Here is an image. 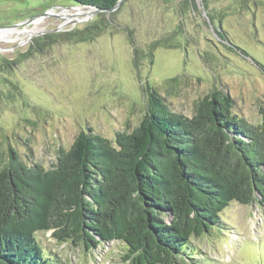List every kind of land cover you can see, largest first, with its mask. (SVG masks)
Wrapping results in <instances>:
<instances>
[{
    "label": "rangeland",
    "instance_id": "1",
    "mask_svg": "<svg viewBox=\"0 0 264 264\" xmlns=\"http://www.w3.org/2000/svg\"><path fill=\"white\" fill-rule=\"evenodd\" d=\"M99 13L67 0H0V33L9 28L0 60L15 64L4 77L19 94L0 95L2 162L13 148L25 164L50 169L80 132L110 141L131 133L145 115L147 87L186 117L219 89L232 98L234 114L261 123L264 0H123L99 36L66 39ZM219 218L220 228L189 243L185 263L264 264V206L233 202ZM36 238L54 264H124L120 242L86 252L51 232Z\"/></svg>",
    "mask_w": 264,
    "mask_h": 264
},
{
    "label": "trees",
    "instance_id": "2",
    "mask_svg": "<svg viewBox=\"0 0 264 264\" xmlns=\"http://www.w3.org/2000/svg\"><path fill=\"white\" fill-rule=\"evenodd\" d=\"M67 1L109 10L119 0ZM108 14L64 36L92 40ZM14 65L0 60V95H19L4 77ZM146 93L145 115L131 133L110 141L80 132L50 169L8 149L7 162L0 160V264H54L37 241L42 232L86 252L120 242L124 264H186L189 243L220 228L229 204L264 206V103L255 126L219 89L198 101L192 117L170 111L152 87Z\"/></svg>",
    "mask_w": 264,
    "mask_h": 264
},
{
    "label": "water",
    "instance_id": "3",
    "mask_svg": "<svg viewBox=\"0 0 264 264\" xmlns=\"http://www.w3.org/2000/svg\"><path fill=\"white\" fill-rule=\"evenodd\" d=\"M122 1L123 0H119L118 3L114 7H112L111 9H109V10H100V9H97V8H94V7H85V6H79V7L85 8L87 10H93L95 13L96 12H102V11H106V12L110 13V12H113L114 10H116L119 7V5L121 4ZM43 16H41V17H43ZM41 17H35L33 19H30L29 21H27V23H30L31 21L35 20L36 18H41ZM27 23L25 22L24 24H27ZM20 25H17V26L11 27V28H16V27H19ZM2 29H5V28H2Z\"/></svg>",
    "mask_w": 264,
    "mask_h": 264
},
{
    "label": "bare ground",
    "instance_id": "4",
    "mask_svg": "<svg viewBox=\"0 0 264 264\" xmlns=\"http://www.w3.org/2000/svg\"><path fill=\"white\" fill-rule=\"evenodd\" d=\"M82 13H84L83 11H80V10H77V14H82ZM61 17H64V16H62L61 15ZM67 21V20H66ZM65 21V22H66ZM33 21H31V23H32ZM27 23V22H26ZM4 29H1L0 31H3ZM7 30H9V28L7 29ZM7 30H5V31H7ZM2 32V33H0V37H2L3 35H5V34H7V33H9V32ZM25 32H27L28 34H30L31 33V31H25Z\"/></svg>",
    "mask_w": 264,
    "mask_h": 264
}]
</instances>
